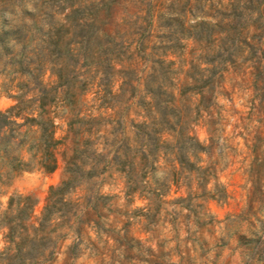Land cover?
Wrapping results in <instances>:
<instances>
[{"label":"rangeland","instance_id":"1","mask_svg":"<svg viewBox=\"0 0 264 264\" xmlns=\"http://www.w3.org/2000/svg\"><path fill=\"white\" fill-rule=\"evenodd\" d=\"M230 1L111 0L104 28L131 47L113 55L116 70L98 74L91 52L83 53L71 86L65 61L59 62L61 98L73 101V93L89 92L72 104L75 113L104 115L83 127L94 133L86 162L95 176L75 184L72 229L64 231L55 257L40 264H264V1L239 0L240 16L228 20L223 7ZM11 19L5 15L0 29ZM148 48L172 61L166 77H159L155 102L144 92L152 79L138 54ZM7 63L0 54V111L14 105L5 94L15 79ZM121 67L125 72L117 73ZM46 69L43 80L51 89L50 62ZM100 84L104 91L96 94ZM155 103L162 116L144 119ZM160 120L187 123L188 154L170 147L153 157L139 155L145 167L131 178L122 164L108 163L126 144L121 133L130 123ZM57 123L63 145L56 171L44 175L32 166L12 174L0 185V216L15 195L30 196L39 216L49 188L62 182L76 145L67 126ZM164 141L175 144L167 135ZM77 160L81 168L86 159ZM153 162L150 175L146 167ZM155 189L162 198H151Z\"/></svg>","mask_w":264,"mask_h":264},{"label":"trees","instance_id":"2","mask_svg":"<svg viewBox=\"0 0 264 264\" xmlns=\"http://www.w3.org/2000/svg\"><path fill=\"white\" fill-rule=\"evenodd\" d=\"M241 4L242 1L232 0L223 7L230 13L228 20L240 16L238 10ZM111 11V0H0V20L5 15L12 18L6 29H0V54L9 60L7 66L15 74L14 84L5 91L14 105L0 111V185L5 184L17 171L32 170V166L44 175L56 171L57 150L63 145V139L56 136L58 121L67 126L76 145L72 157L66 162L62 182L49 188L39 216L34 214L35 201L30 196L9 197L7 210L0 216L3 243L0 264H40L50 261L57 253L64 231L72 229L75 219L72 195L78 187L75 184L83 176H95L93 167L86 162L91 153L89 138L94 133L83 127L104 114L99 113L94 117L75 113L72 104L84 101L89 92L79 95L73 93V101L61 98L59 82L63 78V70L58 66L60 61H65L66 71L71 76V86L76 83V67L83 53L91 52L98 74L116 70L111 65L113 55L128 53L131 47H124L116 36L105 30ZM196 27L204 30L203 23H198ZM79 46L85 48V52L77 48ZM138 54L139 59L147 64L152 79L150 84L143 86L144 92L151 102H155L161 88L159 77H166L172 61L167 59V53L155 55L153 48L139 50ZM47 62L52 64L49 71L56 80L51 89L43 80L48 71ZM127 68L134 71L135 67L130 65ZM116 72L124 73L125 70L121 67ZM103 86L95 85V93L104 91L101 89ZM150 107L144 119L152 115L155 118L162 116L161 108L156 103ZM58 109L66 117H57ZM126 129L121 133L126 144L112 152L108 163L122 164V172L128 178L145 167L139 155L153 157L170 147L182 155L188 154V125L184 121L175 124L163 120L155 123L144 121L130 123ZM165 135L178 147L175 144L169 146L164 141ZM21 152L27 157H21ZM79 157L86 159L80 160L81 168L76 166ZM121 160L125 162L121 163ZM154 164L146 167L150 175L155 170ZM131 182L135 186L133 190L138 191L140 182ZM159 192L158 189L153 190L151 198H162ZM144 200L151 202L153 199L144 197Z\"/></svg>","mask_w":264,"mask_h":264}]
</instances>
